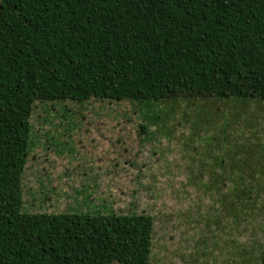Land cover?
Masks as SVG:
<instances>
[{"label":"rangeland","instance_id":"rangeland-1","mask_svg":"<svg viewBox=\"0 0 264 264\" xmlns=\"http://www.w3.org/2000/svg\"><path fill=\"white\" fill-rule=\"evenodd\" d=\"M29 124L14 264H86L63 230L90 226L95 264H260L261 97L36 98Z\"/></svg>","mask_w":264,"mask_h":264},{"label":"trees","instance_id":"trees-1","mask_svg":"<svg viewBox=\"0 0 264 264\" xmlns=\"http://www.w3.org/2000/svg\"><path fill=\"white\" fill-rule=\"evenodd\" d=\"M208 88L264 99V0H0V264H14L36 98L161 99ZM101 232L64 229V258L95 264Z\"/></svg>","mask_w":264,"mask_h":264}]
</instances>
